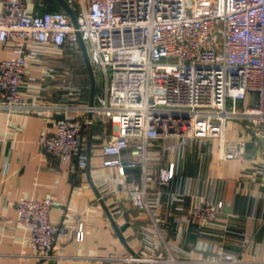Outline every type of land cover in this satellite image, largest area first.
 <instances>
[{
    "label": "built area",
    "instance_id": "1",
    "mask_svg": "<svg viewBox=\"0 0 264 264\" xmlns=\"http://www.w3.org/2000/svg\"><path fill=\"white\" fill-rule=\"evenodd\" d=\"M66 1L76 24L63 7L31 11L24 0H2L0 8V42L10 41L13 52L0 59V108H25L20 86L29 60L48 43L81 51L78 32L94 72L104 76L103 93L94 104L48 106L58 116L53 131L39 134L46 151L84 168L88 152L80 143L82 129L101 116L108 118L114 132L101 144L102 162L116 166L122 175L135 160L140 162L141 176L129 179L126 191L134 207L144 208L150 202L147 184L155 178L160 183L178 178L171 199H182L187 180L182 163L189 140H216L223 159L244 156L243 139L224 137L227 119L246 121L264 145V0H208L209 7L193 11L188 4L201 0ZM156 139L162 143L149 146ZM126 150L133 156L130 161L121 157ZM165 153L173 158L156 174L148 172L147 162ZM59 204L50 192L15 203L14 221L30 229L31 250L41 258L52 255L57 238L69 228L51 220L50 211ZM222 207V199L201 197L181 220L206 223ZM82 237L79 223L76 238ZM248 240L245 237L244 243ZM155 245L154 240L144 239L146 249ZM165 260L151 253H129L106 256L100 264ZM217 264L243 262L237 253L226 250Z\"/></svg>",
    "mask_w": 264,
    "mask_h": 264
},
{
    "label": "crops",
    "instance_id": "2",
    "mask_svg": "<svg viewBox=\"0 0 264 264\" xmlns=\"http://www.w3.org/2000/svg\"><path fill=\"white\" fill-rule=\"evenodd\" d=\"M24 1L31 11L62 7L58 0ZM75 50L46 44L25 70L20 86L25 108H0V264H100L106 256L129 253L166 259L146 264H217L226 250L237 253L243 264H264V145L246 121H231L227 139L245 141L243 157L220 158L216 140H189L182 163L187 176L182 199H171L178 178L168 183L155 178L147 184L150 202L144 208L134 207L126 191L127 181L141 176L140 162L127 166L125 175L102 162L101 144L114 132L108 118L101 116L82 129L80 143L88 152L84 168L43 148L39 134L53 131L58 116L48 106L88 101L85 81L71 75L70 57ZM12 55L11 42H0V59ZM102 93L103 84L96 96ZM161 143L156 139L149 146ZM121 157L133 159L128 150ZM172 158L165 153L148 161L146 169L156 174ZM46 192L60 201L50 211L52 222L69 228L57 238L52 255L41 258L31 250L30 229L14 221L15 203ZM201 197L223 200L218 216L201 224L181 220ZM79 223L82 239L76 238ZM245 237L249 240L244 243ZM146 238L155 241L153 250L144 247Z\"/></svg>",
    "mask_w": 264,
    "mask_h": 264
},
{
    "label": "rangeland",
    "instance_id": "3",
    "mask_svg": "<svg viewBox=\"0 0 264 264\" xmlns=\"http://www.w3.org/2000/svg\"><path fill=\"white\" fill-rule=\"evenodd\" d=\"M210 5L211 4L209 2H207L206 4L201 6V4H197V2L192 1L191 4H188V10L193 11V9L195 7L206 8V7H209ZM70 60H71V68H72V72H71L72 78L74 77L78 81L82 80V78H83V81H85V83L87 85L85 90L88 91L89 90V76L87 73V69H86L84 58L82 56L81 51L75 50L73 52V54L71 55ZM95 80H96V89L101 88L103 81H104V76L100 72H96L95 73ZM255 97H256V93L253 92V100L255 99ZM231 121L235 122L236 120L231 119V118L227 119L226 126H225L226 130H227V134L225 137L226 139H230L229 137L231 135V126H232Z\"/></svg>",
    "mask_w": 264,
    "mask_h": 264
},
{
    "label": "water",
    "instance_id": "4",
    "mask_svg": "<svg viewBox=\"0 0 264 264\" xmlns=\"http://www.w3.org/2000/svg\"><path fill=\"white\" fill-rule=\"evenodd\" d=\"M58 2L69 13L72 20L76 24V15H75L73 9L71 8L70 4L66 0H58ZM78 35H79V43H80L81 53H82V56L84 58L85 66H86L87 73L89 76L88 104L92 105V104H94L95 96H96L95 72H94V68L92 66V62L90 60L89 54L87 52V48H86L84 39L82 38L80 32H78ZM88 116H91V112H88Z\"/></svg>",
    "mask_w": 264,
    "mask_h": 264
},
{
    "label": "bare ground",
    "instance_id": "5",
    "mask_svg": "<svg viewBox=\"0 0 264 264\" xmlns=\"http://www.w3.org/2000/svg\"><path fill=\"white\" fill-rule=\"evenodd\" d=\"M208 2V0H201L200 1V4H201V6H203L204 4H206Z\"/></svg>",
    "mask_w": 264,
    "mask_h": 264
}]
</instances>
